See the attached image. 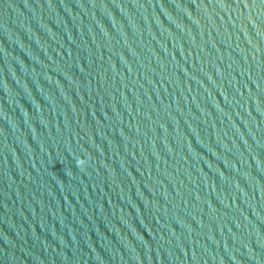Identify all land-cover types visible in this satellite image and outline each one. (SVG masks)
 <instances>
[{
    "label": "water",
    "instance_id": "obj_1",
    "mask_svg": "<svg viewBox=\"0 0 264 264\" xmlns=\"http://www.w3.org/2000/svg\"><path fill=\"white\" fill-rule=\"evenodd\" d=\"M0 264H264V0H0Z\"/></svg>",
    "mask_w": 264,
    "mask_h": 264
}]
</instances>
